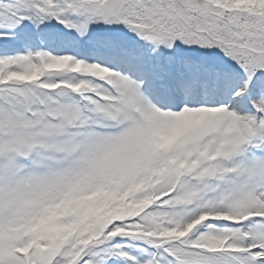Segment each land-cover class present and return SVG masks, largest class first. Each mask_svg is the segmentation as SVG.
<instances>
[{
    "label": "snow or ice",
    "instance_id": "snow-or-ice-1",
    "mask_svg": "<svg viewBox=\"0 0 264 264\" xmlns=\"http://www.w3.org/2000/svg\"><path fill=\"white\" fill-rule=\"evenodd\" d=\"M0 264H264V0H0Z\"/></svg>",
    "mask_w": 264,
    "mask_h": 264
}]
</instances>
